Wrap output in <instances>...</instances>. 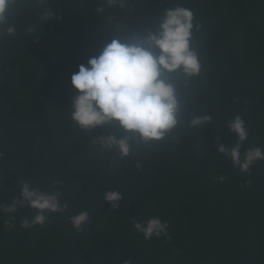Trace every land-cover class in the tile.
Listing matches in <instances>:
<instances>
[{
    "label": "trees",
    "instance_id": "16d2710c",
    "mask_svg": "<svg viewBox=\"0 0 264 264\" xmlns=\"http://www.w3.org/2000/svg\"><path fill=\"white\" fill-rule=\"evenodd\" d=\"M176 4L200 25L202 58L199 76L181 88L211 126L149 145L134 140L125 158L100 150L95 137L122 133L72 121L71 75L112 39L154 29ZM45 8L58 19H41ZM9 21L16 31L0 37V205L24 179L59 188L69 206L31 228L20 223L30 209L13 214V228L0 214V264H264V161L244 173L215 150L217 135L225 146L237 139L226 129L237 114L249 131L242 151L264 149V0H127L124 9L107 0H20ZM122 25L131 32L120 33ZM108 190L124 196L116 210ZM80 211L90 222L77 231L69 217ZM153 216L168 222V236L145 240L134 221Z\"/></svg>",
    "mask_w": 264,
    "mask_h": 264
},
{
    "label": "clouds",
    "instance_id": "9594fccd",
    "mask_svg": "<svg viewBox=\"0 0 264 264\" xmlns=\"http://www.w3.org/2000/svg\"><path fill=\"white\" fill-rule=\"evenodd\" d=\"M43 4L44 0H38ZM20 0H0V37L16 31L9 15L17 10ZM127 0H107L110 8L124 9ZM98 11H103V7ZM41 19L53 21L58 16L45 8ZM192 10L180 4L165 7L157 26L132 32L129 38L112 39L86 63L78 65L71 75V85L76 94L71 102V119L82 130L96 127L115 128L122 134L108 132L93 139L102 151L115 150L120 158L128 157L133 141L145 145L161 141L177 129L211 126L213 117L197 114L186 98L181 85L186 87L202 70V58L194 46V32L200 29ZM122 34L131 30L118 26ZM226 129L237 137L225 146L216 136V151L231 162L233 169L249 173L257 161H264V149L243 150L249 136L244 119L235 115L226 123ZM221 182L223 176L218 178ZM59 184V182H57ZM250 183V182H249ZM16 197L8 204L0 205V214H8L5 227H15V215L20 209H30L33 215L21 220V226H43L50 213H63L68 203L61 199L59 188L52 191L33 187L29 180H18ZM124 199L118 190H108L104 200L113 210ZM77 231L90 222L88 211L69 217ZM168 222L159 216L134 221V228L145 240L168 236ZM124 264H131L125 260Z\"/></svg>",
    "mask_w": 264,
    "mask_h": 264
}]
</instances>
